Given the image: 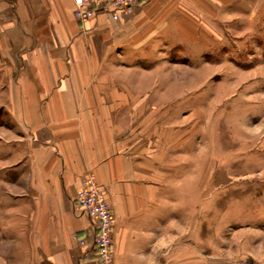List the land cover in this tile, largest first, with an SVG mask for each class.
Listing matches in <instances>:
<instances>
[{
  "label": "crops",
  "instance_id": "0c3cea01",
  "mask_svg": "<svg viewBox=\"0 0 264 264\" xmlns=\"http://www.w3.org/2000/svg\"><path fill=\"white\" fill-rule=\"evenodd\" d=\"M231 25L264 31V0H149L83 24L73 0H0V264H99L73 203L88 174L113 212L114 264L197 263L183 225L206 156L167 97L180 60Z\"/></svg>",
  "mask_w": 264,
  "mask_h": 264
},
{
  "label": "rangeland",
  "instance_id": "374dc122",
  "mask_svg": "<svg viewBox=\"0 0 264 264\" xmlns=\"http://www.w3.org/2000/svg\"><path fill=\"white\" fill-rule=\"evenodd\" d=\"M234 28L203 58L180 60L167 97L184 100L206 156L183 225L182 246L198 254L196 264H264V31Z\"/></svg>",
  "mask_w": 264,
  "mask_h": 264
},
{
  "label": "built area",
  "instance_id": "2783aa9c",
  "mask_svg": "<svg viewBox=\"0 0 264 264\" xmlns=\"http://www.w3.org/2000/svg\"><path fill=\"white\" fill-rule=\"evenodd\" d=\"M74 16L81 24L99 13L108 15L113 20L121 14L132 11L136 6L149 0H73ZM74 205L93 220L94 230L91 246L95 249L99 264H114L113 258V212L106 201L103 191L91 174L82 177L80 187L73 198ZM79 245L85 240L73 235Z\"/></svg>",
  "mask_w": 264,
  "mask_h": 264
}]
</instances>
